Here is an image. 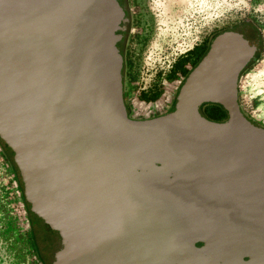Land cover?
<instances>
[{"label":"water","instance_id":"1","mask_svg":"<svg viewBox=\"0 0 264 264\" xmlns=\"http://www.w3.org/2000/svg\"><path fill=\"white\" fill-rule=\"evenodd\" d=\"M127 23L124 0H0V141L51 232L49 260L264 264V127L238 104L258 29L215 33L170 110L135 118ZM204 104L226 118L206 119Z\"/></svg>","mask_w":264,"mask_h":264},{"label":"rangeland","instance_id":"2","mask_svg":"<svg viewBox=\"0 0 264 264\" xmlns=\"http://www.w3.org/2000/svg\"><path fill=\"white\" fill-rule=\"evenodd\" d=\"M130 12L133 23L122 47V92L130 116L151 117L172 107L179 85L197 63L189 55L191 48L249 21L257 26L261 42L256 61L239 78L238 104L249 119L264 125V0H134ZM134 16H140L142 25L135 24ZM182 58L185 65L171 76V66ZM10 160L0 146V264H43L33 249L30 216ZM139 175L155 180L162 174L142 167Z\"/></svg>","mask_w":264,"mask_h":264},{"label":"flooded vegetation","instance_id":"3","mask_svg":"<svg viewBox=\"0 0 264 264\" xmlns=\"http://www.w3.org/2000/svg\"><path fill=\"white\" fill-rule=\"evenodd\" d=\"M133 1L134 0H124V5H125L126 11L128 13L127 32L130 30L131 22L133 23L132 16H131V12H130L131 4H132ZM121 2H122V0H119V3H121ZM133 19L135 20V24L136 25H139V24L142 25L143 20L140 18V16H138V17L134 16ZM246 22H249V21H246ZM254 27L257 28L256 25H254ZM141 36H142V34H141ZM212 36L213 35L209 36L208 39L205 41V43L201 47H206V49H207L208 44H209V41L212 38ZM124 42H125V40L123 42H121V43H118V48H120V47L122 48ZM200 43H203V42L201 41ZM200 45L201 44L197 45L196 47H199ZM206 49H205V51H206ZM191 50H192V48H191ZM205 51H204V53H205ZM203 54L200 56L199 59H197V62L201 59V57L203 56ZM189 55H191V54H189ZM257 55H258V51L254 55L253 59L249 62V64L243 69V71L241 72L240 76H242L254 64V62L257 59ZM191 70H192V68H191ZM122 97H123V102H124V105H125V109L127 111V114L130 115L129 114L130 113V108L128 106V103L125 100L124 92H122ZM170 108H171V106H167L160 113H164V112L170 110ZM255 123H257V122H255ZM257 124H259V123H257ZM259 125L262 126V127H264V125H261V124H259ZM28 209H29V206L27 207V210ZM29 216H30L29 217V226H30V230H31L30 232H31L33 249L35 250L37 257L39 258V260L43 264H50L51 261L49 260V257L48 256L51 253L52 248H53V246H52L53 241H52L51 232L45 226V224H43L32 213L29 212Z\"/></svg>","mask_w":264,"mask_h":264},{"label":"trees","instance_id":"4","mask_svg":"<svg viewBox=\"0 0 264 264\" xmlns=\"http://www.w3.org/2000/svg\"><path fill=\"white\" fill-rule=\"evenodd\" d=\"M205 49H206V47H201V46L194 47V48H192V50H190V54L196 56V58L199 59L200 56L204 53ZM185 62H186L185 58H182V59L177 60L176 62H174V64L171 66V70L169 71V74L171 76H173V75H175V73L181 71V69L185 65ZM200 113L206 119L211 120V121H216V122L223 121L226 118L225 112L219 106L212 105V104H204V105H202L201 108H200ZM0 146L3 147V144H2L1 141H0ZM9 164H10V168L13 169V172L16 175L17 181H19V184H20L19 185V191H20L21 200L25 204V206L28 207V205L25 203V201L23 199V196H22V187H20L21 183H20V179L18 177L17 170L14 167V165L12 164L11 160L9 161ZM27 212H28V210H27ZM28 214H29V212H28ZM39 264H41V263H39Z\"/></svg>","mask_w":264,"mask_h":264}]
</instances>
